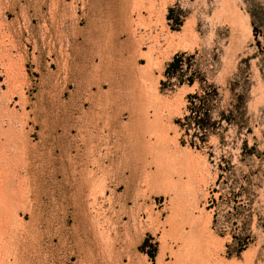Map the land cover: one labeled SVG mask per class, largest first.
Instances as JSON below:
<instances>
[{"label":"rangeland","instance_id":"rangeland-1","mask_svg":"<svg viewBox=\"0 0 264 264\" xmlns=\"http://www.w3.org/2000/svg\"><path fill=\"white\" fill-rule=\"evenodd\" d=\"M0 264H264V0H0Z\"/></svg>","mask_w":264,"mask_h":264},{"label":"bare ground","instance_id":"bare-ground-1","mask_svg":"<svg viewBox=\"0 0 264 264\" xmlns=\"http://www.w3.org/2000/svg\"><path fill=\"white\" fill-rule=\"evenodd\" d=\"M126 29H127V32H128V39H130L133 42V44L135 45L133 49L136 50V51H138V52L141 51L142 44H144V43H143V41L141 39L140 40L142 42H138L133 37V35H134V29H133V20L132 19H130V20L127 21V23H126ZM149 47L150 48H148V50L145 51V53H142L141 54V57L142 58H145L148 62H150L152 60V55L154 53L152 47L151 46H149Z\"/></svg>","mask_w":264,"mask_h":264},{"label":"trees","instance_id":"trees-1","mask_svg":"<svg viewBox=\"0 0 264 264\" xmlns=\"http://www.w3.org/2000/svg\"><path fill=\"white\" fill-rule=\"evenodd\" d=\"M183 53L177 54L173 57V60L168 64L166 70H165V76H167L169 79L171 77H181L182 73V64L181 59L183 57ZM189 84H192V80L189 81Z\"/></svg>","mask_w":264,"mask_h":264}]
</instances>
